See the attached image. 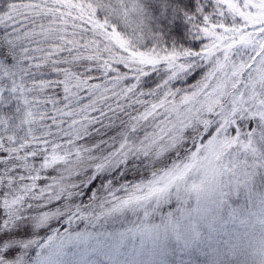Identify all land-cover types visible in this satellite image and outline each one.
I'll return each instance as SVG.
<instances>
[{
	"label": "snow or ice",
	"instance_id": "6c2138e0",
	"mask_svg": "<svg viewBox=\"0 0 264 264\" xmlns=\"http://www.w3.org/2000/svg\"><path fill=\"white\" fill-rule=\"evenodd\" d=\"M0 264H264V0H0Z\"/></svg>",
	"mask_w": 264,
	"mask_h": 264
}]
</instances>
